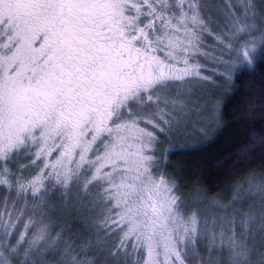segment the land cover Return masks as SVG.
Here are the masks:
<instances>
[{"label":"snow or ice","instance_id":"1","mask_svg":"<svg viewBox=\"0 0 264 264\" xmlns=\"http://www.w3.org/2000/svg\"><path fill=\"white\" fill-rule=\"evenodd\" d=\"M258 51L264 0H0V264H264V170L168 163Z\"/></svg>","mask_w":264,"mask_h":264},{"label":"trees","instance_id":"2","mask_svg":"<svg viewBox=\"0 0 264 264\" xmlns=\"http://www.w3.org/2000/svg\"><path fill=\"white\" fill-rule=\"evenodd\" d=\"M264 53L255 57L254 67L235 72L233 83L222 98L226 104L224 122L207 139L191 143L177 137L173 143L187 145L168 157L170 170H178L183 180L190 182L183 191L191 198L206 192L209 199L230 195L233 176L247 172L259 174L264 170V148L259 145V134L264 132ZM257 143L250 156H241V150ZM230 166V167H229Z\"/></svg>","mask_w":264,"mask_h":264},{"label":"rangeland","instance_id":"3","mask_svg":"<svg viewBox=\"0 0 264 264\" xmlns=\"http://www.w3.org/2000/svg\"><path fill=\"white\" fill-rule=\"evenodd\" d=\"M216 3H220V0H215ZM256 3H257V6L259 7L260 6V3H261V0H256ZM260 54V51H258L257 55ZM256 55V57H257ZM205 67L207 69H211L213 67V65L211 63H208L205 65ZM243 68H250V66H248L247 64H244V65H241L237 68L236 72L243 69ZM205 75H207L208 73L205 72L204 73ZM230 88H227V89H219V90H216V93H217V99L219 100H222V98L227 94V92L229 91ZM217 130V129H216ZM216 130L212 131L211 133H209V136L210 137ZM183 137V138H186L188 141H190L191 143H197L199 142L200 140H204V139H207L208 137H205V136H200V135H195L193 134L191 137H187L185 135H179V136H176L174 137L173 139L177 138V137ZM191 198H195V197H191ZM207 211L211 214L213 212L216 211V209L214 208H208Z\"/></svg>","mask_w":264,"mask_h":264}]
</instances>
